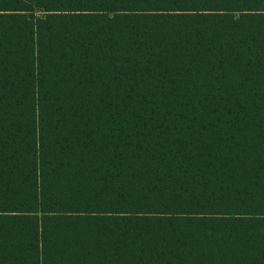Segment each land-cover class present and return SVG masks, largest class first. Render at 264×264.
Here are the masks:
<instances>
[{"label": "trees", "instance_id": "trees-1", "mask_svg": "<svg viewBox=\"0 0 264 264\" xmlns=\"http://www.w3.org/2000/svg\"><path fill=\"white\" fill-rule=\"evenodd\" d=\"M0 264H264V0H0Z\"/></svg>", "mask_w": 264, "mask_h": 264}]
</instances>
